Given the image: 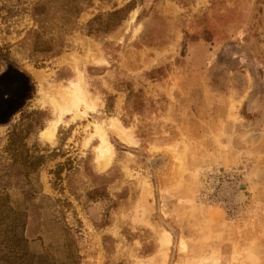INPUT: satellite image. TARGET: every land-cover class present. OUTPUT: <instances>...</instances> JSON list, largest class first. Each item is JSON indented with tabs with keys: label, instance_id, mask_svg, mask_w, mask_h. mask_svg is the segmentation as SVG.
I'll return each instance as SVG.
<instances>
[{
	"label": "rangeland",
	"instance_id": "374dc122",
	"mask_svg": "<svg viewBox=\"0 0 264 264\" xmlns=\"http://www.w3.org/2000/svg\"><path fill=\"white\" fill-rule=\"evenodd\" d=\"M0 52V197L35 252L64 224L78 264H264V0H0Z\"/></svg>",
	"mask_w": 264,
	"mask_h": 264
},
{
	"label": "trees",
	"instance_id": "16d2710c",
	"mask_svg": "<svg viewBox=\"0 0 264 264\" xmlns=\"http://www.w3.org/2000/svg\"><path fill=\"white\" fill-rule=\"evenodd\" d=\"M34 9H40L36 14L42 13V5H36ZM122 10L111 12L108 22L100 28L93 27L92 22L88 23V32L94 30H107L118 24L122 19L112 21L118 13ZM111 23V24H110ZM102 25V24H100ZM5 58L6 55L0 52V58ZM25 115V113H24ZM26 117V116H23ZM20 130L14 126L8 132V142L6 149L18 151L21 160L28 163L31 172L36 170L38 165L43 162L42 155L33 156L28 154L25 149L15 146L20 141ZM19 139V140H18ZM5 197H0V264H78L79 256L77 253L76 241L72 236L70 230L62 224V242L63 250L59 254H54L51 250H44L35 252L31 247V240L24 236L25 219L22 217L23 210L21 208L13 209L9 207L7 210L3 208L5 204ZM3 199V200H2ZM6 211V212H5ZM57 252V250H56Z\"/></svg>",
	"mask_w": 264,
	"mask_h": 264
},
{
	"label": "bare ground",
	"instance_id": "6f19581e",
	"mask_svg": "<svg viewBox=\"0 0 264 264\" xmlns=\"http://www.w3.org/2000/svg\"><path fill=\"white\" fill-rule=\"evenodd\" d=\"M43 134L47 135V136L50 137V139H51V138L53 137V134H54V128L45 131ZM44 138H45V137H44ZM103 145H106V143L104 142V143L102 144V146H103Z\"/></svg>",
	"mask_w": 264,
	"mask_h": 264
}]
</instances>
